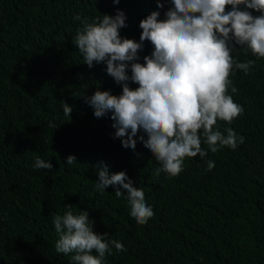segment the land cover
<instances>
[{
    "label": "trees",
    "instance_id": "obj_1",
    "mask_svg": "<svg viewBox=\"0 0 264 264\" xmlns=\"http://www.w3.org/2000/svg\"><path fill=\"white\" fill-rule=\"evenodd\" d=\"M160 2L163 8L157 0H0V264H72L71 254L55 250L53 218L64 205L86 210L95 233L127 249L112 246L103 264H264V58L247 46L231 53L235 62L256 63L248 74L233 68L227 94L243 112L231 124L217 120L214 130L226 136L232 128L244 143L185 157L175 177L156 175L159 164L138 139L135 150L124 148L110 114L96 118L83 99L97 90L119 96L122 88L104 63H84L75 44L82 21L119 9L127 25L121 37L139 42V22L154 11L163 19L171 7ZM143 43L140 63L153 51ZM62 101L73 108L70 120ZM201 147L208 150L203 136ZM69 155L76 162L66 164ZM37 157L51 170L35 168ZM104 167L143 189L154 212L147 224L130 216L126 190L119 198L113 186L97 190Z\"/></svg>",
    "mask_w": 264,
    "mask_h": 264
},
{
    "label": "clouds",
    "instance_id": "obj_2",
    "mask_svg": "<svg viewBox=\"0 0 264 264\" xmlns=\"http://www.w3.org/2000/svg\"><path fill=\"white\" fill-rule=\"evenodd\" d=\"M118 2L113 0L114 4ZM170 3L163 19H159L160 12L154 11L139 22V42L121 37L120 29L127 26L126 15L117 9L114 16L104 14L91 22L83 20L75 44L88 68L94 62L104 63L106 73L122 88L119 96L110 90L84 96L93 115L101 118L110 114L115 129L113 138H120L121 145L132 150L138 139L158 162L156 175L164 172L175 177L183 171L185 157L203 158L208 151L216 153L223 146L235 149L244 143L245 138L232 128L225 129V136L214 126L217 120L231 124L243 112L242 106L227 94L229 76L234 67L248 74L256 62H235L231 53L234 45L247 46L264 58V0ZM227 6L231 10L226 11ZM163 7L157 0V8ZM249 9L260 15L253 16ZM74 19L81 18L77 15ZM146 40L153 45V51L140 63L138 53L143 51ZM130 82L138 87L131 88ZM231 91L235 93L237 89L232 87ZM62 108L70 120L72 106L62 101ZM201 136L208 150L201 147ZM74 162L75 156L69 155L66 164ZM214 166V161L207 162V170ZM34 167L51 170L52 164L37 157ZM97 176L95 186L99 191L113 186L119 198L125 196L120 189L126 190L130 216L137 224L145 225L154 216L152 207L145 203L143 189L134 187L124 171L109 175L104 167ZM64 207V214L53 218L59 236L55 250L58 254H71L72 264H103L112 246L117 251H127L108 233H95L94 221L86 210L74 213L72 205Z\"/></svg>",
    "mask_w": 264,
    "mask_h": 264
}]
</instances>
